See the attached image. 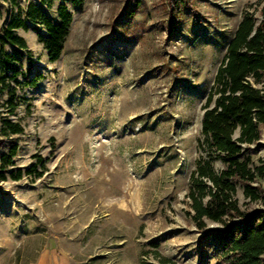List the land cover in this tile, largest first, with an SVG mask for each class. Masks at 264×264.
<instances>
[{
	"label": "rangeland",
	"instance_id": "obj_1",
	"mask_svg": "<svg viewBox=\"0 0 264 264\" xmlns=\"http://www.w3.org/2000/svg\"><path fill=\"white\" fill-rule=\"evenodd\" d=\"M62 1L73 20L58 59L48 57L42 25L17 31L31 51L19 52L22 70L43 78L18 88L27 100L10 117L24 132L1 151L18 145L10 170L42 156L45 173L0 180V264H37L45 254L67 264H162L154 251L176 264H230L224 242L187 216V194L205 155L207 95L243 13L260 18L264 0H56L44 12L56 20ZM10 8L0 0V31ZM252 82L264 88V77ZM249 147L263 164L264 127ZM236 197L243 209H264L242 186Z\"/></svg>",
	"mask_w": 264,
	"mask_h": 264
},
{
	"label": "trees",
	"instance_id": "obj_2",
	"mask_svg": "<svg viewBox=\"0 0 264 264\" xmlns=\"http://www.w3.org/2000/svg\"><path fill=\"white\" fill-rule=\"evenodd\" d=\"M5 1L10 2L11 17L0 31V68L3 71L0 107L6 110V115H0V180L18 181L24 176L42 177L45 163L42 156L35 155L36 162L27 169L10 170L15 166L18 145L11 144L7 151H1L4 140L24 132V126L10 117L27 100L17 93L18 88L35 87L43 78L42 73L27 78L22 70L19 52L31 51L26 38L17 31L28 30L30 24L42 25L47 34L41 37V42L49 59L55 61L64 50L73 13L65 1L58 4L56 20L43 10L44 6L51 8L56 0H38L39 3L26 0V7L21 6L19 0ZM83 2L70 0L73 6ZM8 46L13 50H8ZM263 77L264 5L260 18L249 10L243 13L209 90L203 107V139L199 145L205 155L196 162L187 194L190 200L187 216L205 235L224 242L227 254L231 255L230 264H264V220L259 218L264 215V209H243L236 197L238 186H242L250 202L264 199V189L258 184V177H264V163H254L249 147L261 138V127H264V88L252 82V78L261 82ZM4 94L7 98L3 102ZM215 160L223 164L219 171L214 167ZM207 220L222 227H208ZM153 254L162 264H176L162 257L159 251ZM142 264L154 263L144 260Z\"/></svg>",
	"mask_w": 264,
	"mask_h": 264
},
{
	"label": "crops",
	"instance_id": "obj_3",
	"mask_svg": "<svg viewBox=\"0 0 264 264\" xmlns=\"http://www.w3.org/2000/svg\"><path fill=\"white\" fill-rule=\"evenodd\" d=\"M50 255L45 254L42 256L37 264H67L64 259H58L56 255L50 259Z\"/></svg>",
	"mask_w": 264,
	"mask_h": 264
}]
</instances>
